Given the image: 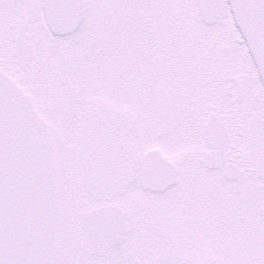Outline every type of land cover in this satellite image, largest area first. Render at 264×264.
<instances>
[{
    "label": "snow or ice",
    "instance_id": "snow-or-ice-1",
    "mask_svg": "<svg viewBox=\"0 0 264 264\" xmlns=\"http://www.w3.org/2000/svg\"><path fill=\"white\" fill-rule=\"evenodd\" d=\"M0 264H264V0H0Z\"/></svg>",
    "mask_w": 264,
    "mask_h": 264
}]
</instances>
